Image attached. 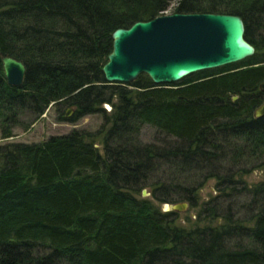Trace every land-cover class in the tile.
<instances>
[{"label": "trees", "instance_id": "1", "mask_svg": "<svg viewBox=\"0 0 264 264\" xmlns=\"http://www.w3.org/2000/svg\"><path fill=\"white\" fill-rule=\"evenodd\" d=\"M176 2L177 12L240 15L254 53L169 83L145 73L107 82L113 30L170 0H0L1 137L50 104L60 120L102 117L95 131L0 142V264H264V179L242 178L248 161L264 166V114H253L264 100V0ZM3 55L24 62L20 85L7 82ZM144 123L172 141H142ZM210 178L223 195L252 193L248 222L231 225L229 210L219 222L217 203L204 201L207 222L186 227L156 204L195 205ZM233 230L245 244L227 243Z\"/></svg>", "mask_w": 264, "mask_h": 264}, {"label": "water", "instance_id": "2", "mask_svg": "<svg viewBox=\"0 0 264 264\" xmlns=\"http://www.w3.org/2000/svg\"><path fill=\"white\" fill-rule=\"evenodd\" d=\"M244 30L242 17L232 13L174 11L136 20L113 30L112 48L102 65L104 79L130 82L145 73L156 84L169 83L194 71L239 61L255 51ZM2 67L9 84L22 83L26 66L21 59L3 55ZM259 87L264 90V79ZM253 114H264V100ZM188 205L186 199L166 201L161 209L184 211Z\"/></svg>", "mask_w": 264, "mask_h": 264}, {"label": "rangeland", "instance_id": "3", "mask_svg": "<svg viewBox=\"0 0 264 264\" xmlns=\"http://www.w3.org/2000/svg\"><path fill=\"white\" fill-rule=\"evenodd\" d=\"M177 0H170L169 5L163 11V13H172L174 12V7L176 5ZM162 14V13H160ZM159 15V14H158ZM107 104V103H106ZM107 107L109 106L106 105ZM110 107V106H109ZM61 108L64 110V115H66V110H70L71 113L66 116L73 115L75 111V107L73 105H63L61 104ZM23 121H27L28 117H22ZM102 121V117L99 113H89L85 114L74 121L70 120H60L57 119V112L55 110V106L50 104L45 111L40 115V117L33 122L29 123L27 127H22L20 124H16L13 126V135L8 138L1 137V128H0V142L6 141H40L47 138L51 134H61L69 131L73 127L84 128L91 131H95ZM140 138L142 141H161L162 138H165L169 141H172L173 136L165 134L159 130H157L152 125L144 123L141 132ZM259 161H248L245 164V167H248V171L242 174V178L248 185H252L258 181L264 179V166L257 165ZM215 179H208L197 192V204L189 205L184 211H176L175 221L178 224H182L186 227H191L192 225L199 223H206L208 219L201 215H198V210L205 203L204 201H208L210 205L217 203L218 209L220 210L219 215L216 216L215 219L221 222V213L226 210H229V214L231 215V225H237V223H246L249 219H247L248 215L254 208V204L252 203L253 195L252 193L246 192L242 190L239 192V189L230 191L229 194L223 195L218 189L215 187ZM239 185V184H238ZM145 189V193H142V189ZM137 196L139 197H150V192L148 187H140ZM183 200V199H181ZM180 201V200H176ZM161 208L162 203H156ZM256 204V203H255ZM210 223H213L212 220H209ZM245 226V224H242ZM233 230L232 234L227 239V243L230 246H235L236 244H245L247 237Z\"/></svg>", "mask_w": 264, "mask_h": 264}, {"label": "bare ground", "instance_id": "4", "mask_svg": "<svg viewBox=\"0 0 264 264\" xmlns=\"http://www.w3.org/2000/svg\"><path fill=\"white\" fill-rule=\"evenodd\" d=\"M106 105H108V104H106ZM106 107H107V106H106ZM107 108H109V106H108Z\"/></svg>", "mask_w": 264, "mask_h": 264}]
</instances>
